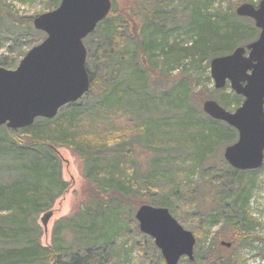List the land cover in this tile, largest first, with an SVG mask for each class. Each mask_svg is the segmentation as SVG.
I'll return each mask as SVG.
<instances>
[{
	"label": "trees",
	"instance_id": "1",
	"mask_svg": "<svg viewBox=\"0 0 264 264\" xmlns=\"http://www.w3.org/2000/svg\"><path fill=\"white\" fill-rule=\"evenodd\" d=\"M59 2L60 0H50L47 10H54ZM112 2L114 5L108 17L83 41L85 43L96 32L101 33L100 39L103 41L102 45H97L94 59H91L88 53L86 55L85 66L90 78L88 93L79 101L62 107L51 120L39 118L33 125L21 130L0 127V264L116 262L118 254L106 246L109 243L108 221L112 219L118 222V210L112 213L102 208L99 211L80 210L70 226H65V220L59 222L52 236L51 247L40 245L41 229L37 219L40 214L49 211L51 205L44 203V200L52 198L50 196L57 186L60 190H65V186L59 181L61 161L54 150L57 147L68 148L81 157L87 169L83 191L88 202L118 201L131 206L132 213L141 205L163 207L167 208L176 220L178 214L175 212V203H180L184 197H189L190 200L195 198L187 192L190 182L186 177L194 175L197 169L204 168L208 171L214 166L218 168L219 173L224 169L227 176L222 177L221 181L219 179V182L215 181L218 184L209 185L208 191L201 198L203 211L192 218L210 228L220 223V229L215 232L211 245L201 258L194 252V260L186 262L240 264L235 258L234 247L238 242L253 239L250 232L253 231L255 223L250 213V200L254 186L253 175L260 169L240 172L231 169L224 159L216 165L211 162L215 159V149L235 143L237 133L225 123L212 120L204 113L205 119H201L195 111L186 107V103L191 101L202 106L205 100L212 99V93L203 89L196 91L195 79L188 76V86L184 91L172 99V95L169 96L170 99L165 101L167 104H163L171 106V109L180 115L176 116V123L171 126L170 141L163 144L167 153L171 152V159H167V162L171 160V176L168 177L169 173H166L153 177V180L164 178L166 190L161 191L163 189L151 181L150 175L148 181L144 180L133 157L137 152L135 145L143 143L146 155L149 152L150 155L156 156L152 163L161 162L156 151L161 146L156 142V128L154 125L135 120L128 113L117 115L123 104H129L130 96H136L135 92L139 88L136 89L134 81L139 79L138 74L132 73L134 83L122 86L120 93L110 82L107 86H112L111 89L106 88L107 81L104 82L103 88L99 89L102 86L98 83L101 79L97 76L96 64L110 66L112 61L119 62V72L122 66L129 67L134 63L138 56L146 65L145 53L154 50L160 53L161 65L166 68L176 67L182 60H189L195 69L203 63L209 68L211 59L228 55L235 48L254 41L258 30L252 20L237 17L235 11L212 16L208 14L207 6L194 8L186 21H179L172 14L171 29L167 17L169 12L159 0L160 10L145 18V30L150 31L149 37L145 38L138 2L127 0L120 8L115 0ZM0 10L4 11L1 2ZM9 20L32 27V18L21 20L12 17ZM237 21L244 25L235 23ZM248 22H252L253 26L246 27L245 23ZM173 30L181 31L190 39V44L176 42L177 37L171 42H166L168 32ZM152 56L154 57V54ZM12 66L8 59H0V67L10 69ZM133 77L137 79L133 80ZM109 81L113 80L109 78ZM95 95H100V102L109 103L108 111L95 115L93 108H82L80 103ZM143 95L138 97L143 108L144 104L152 107L154 100L147 102L148 99H144ZM234 97L237 108L243 99L237 95ZM183 153L185 156L182 158L180 154ZM206 162L208 163L204 165ZM2 170H9L6 177H2ZM133 173L136 174V180L132 179ZM185 180H188V183H184ZM113 186L121 191L130 188L133 194L126 198L124 194L115 191ZM132 219L131 214L133 230L146 239L157 256L156 260L162 264L160 253L152 240L139 232ZM182 219L186 220V217ZM190 230L194 232L193 229ZM221 242L229 243L230 248H225ZM198 246L199 241L196 239L194 249ZM83 249L84 252L81 251ZM182 261L183 259L179 264Z\"/></svg>",
	"mask_w": 264,
	"mask_h": 264
},
{
	"label": "rangeland",
	"instance_id": "2",
	"mask_svg": "<svg viewBox=\"0 0 264 264\" xmlns=\"http://www.w3.org/2000/svg\"><path fill=\"white\" fill-rule=\"evenodd\" d=\"M110 1L112 5L111 8H113L114 4L112 0ZM126 1L127 0H115L119 8L122 7ZM136 1L139 4L140 22L141 25L143 24V30H145L146 16H150L160 10L159 0ZM260 1L261 0H161V4H163L166 7L165 10L169 12L167 17L169 18V25L172 29V14H174L179 21H186L194 8L207 6L208 14L214 16L223 15L225 12L229 13L230 10L235 11L236 8L242 4H250L256 7ZM0 2L4 8V11L0 10V59H8L13 65L9 70H14L25 56L22 54L25 52L27 53L31 48L40 44L44 40L45 35L42 32L36 31L33 26L30 28L25 23L19 21L12 22V20L9 19L12 17L21 20L29 18L34 19L41 14L50 12L47 10L50 0H0ZM235 23L244 25V23L238 21ZM245 24L247 25L246 27L253 26L252 22ZM168 33V41L166 42H171L173 41V38L177 37L176 42L190 44V39L185 37L181 31L176 32V30H173ZM179 33L180 35H178ZM258 33L253 39L256 40ZM100 35L101 33L98 34L96 32V34L91 38H88L85 43L83 42L86 53L91 56V59H94L93 54L96 52L97 45L103 44ZM149 35L150 31L145 30L143 37L148 38ZM249 43L250 42L247 44ZM33 44L36 45L29 48ZM153 54L154 57L152 56ZM139 57L140 56H138L137 60L134 63L132 62L129 67L122 66L119 72L117 71L120 66L119 62L113 63L112 61L110 66L96 64V69H98L97 76L101 79V82L99 81L98 83L102 86L99 87V89L103 88L104 82L106 81V88L110 87L111 89V87L114 86L119 93L121 92L122 86L127 85V83L130 82H135L136 89H140L135 92L136 96H130L129 104H123V106L120 107V110H118L119 114L117 115L121 116L124 113H128L135 118V120L137 119L139 122L151 124L150 126L154 125L156 128V142L161 144L156 151L161 162L152 163L156 156H153V154L150 155L149 152H147L148 155H146V147L143 143H140L138 146L135 145L137 147V152L133 157L135 158L134 163L139 166L138 169L141 176H144V180L148 181L150 178L148 175H150L151 181H154V184L157 187L163 189L161 191H165L164 178L153 180V177H155L156 174L163 176L166 173H169L168 177L171 176V160L167 162V159H171V152L168 151L167 153L166 146L163 144L170 141L171 126L176 123V116L180 115L179 112L171 109V106H163V104H167L165 101L170 99L169 96L171 97L172 95V99L174 96L180 95L184 91L188 86V81L186 80V77L188 76L195 79L196 91L203 89L206 92H211V100L215 101L218 105L222 108L224 107V109L229 112L236 109L235 95L230 90L229 86H226L222 90L214 89L213 81L209 77V68H206L204 63L198 69H195L190 64L189 60H182L179 62L178 66L166 68L161 65V56L159 52L152 50L149 53L147 51V53H145L147 59L146 65H144V62H141ZM102 71H104V73ZM132 73L138 74L139 79L137 81H132ZM109 78L114 82L109 81ZM134 79L137 78L133 77V80ZM108 82L112 83V86H107ZM95 91H97V89ZM213 91L215 92L213 93ZM141 94L144 99H148L147 102L154 100L152 107L148 106V104H144L146 107L144 106L145 109L143 108L140 100L138 101V97ZM99 97L100 95L98 97L95 95L91 99H84L80 104L82 108H88L89 110L93 108L94 114L100 115L104 111H108L107 106L109 103L100 102ZM186 107L195 111L201 119H205L201 109L202 106H199L195 102L188 101ZM146 108L148 109L146 110ZM225 147L215 149V159L211 161L214 165L222 163ZM54 150L61 161L59 181L65 186V190H60V187L57 186L56 189H53L52 195L50 196L52 198L49 199L48 197L44 200V203H51L49 211L52 212V217L49 219L45 230L40 222V219L45 213L38 216L37 222L41 229V237L39 240L40 245L42 247H51L52 236L55 229L59 226V222L65 220V226H70V223L75 221L76 215L80 210L83 212H86L89 209L92 211H99V209L102 208V210H106V212L109 213L118 210L120 216L118 222L112 221L111 219L108 221L109 223L107 226L109 243L106 247L112 248V250L118 254L115 264H161V262L156 260L157 256L150 248L146 239L137 234L132 228L130 215L132 214V220L136 223L134 214L137 208L132 213L131 206H126L118 201L88 202L84 198L83 191L86 184L84 177L86 176L87 169L84 167L81 157L65 147H57ZM150 151L153 152V150ZM180 155L182 158L185 156L184 153ZM207 163L208 162L204 163V165ZM3 172L4 171L2 170V173ZM8 173L9 170H6L2 177H6ZM224 176H227V174H224V169L223 172L219 173L218 168H215L214 166L208 171L204 168L197 169L194 175L191 174L186 177L190 182L187 192L192 194L190 196L195 197L194 200L188 199L189 197H184L183 201L175 203V212L178 214L177 222L189 232L192 231L190 229H193L194 232L191 233L193 234L195 241L196 239L199 241L198 248L194 249L198 258H201L202 254H205L207 248L211 245L214 239L215 232L220 229L221 224L219 223L210 228L208 225L205 226L202 222L192 218L195 214L203 211L201 210V198L208 191L209 185L214 186L218 184L219 179L221 181ZM253 177L254 186L250 200V213L254 219L255 226L253 231L250 232L253 237L252 241L247 240L246 242H238L234 247L235 258L240 264H264V168L260 169L253 175ZM132 179L136 180L135 173H133ZM228 180L229 179H227V181ZM184 183H188V180H185ZM114 187L115 186L112 188L115 191L124 194L126 198H130L133 194L131 193L130 188L121 191ZM184 216L186 217V220L182 219ZM81 251L84 252L85 249ZM186 261L187 259L183 258V261L180 264H188ZM162 264H164V261Z\"/></svg>",
	"mask_w": 264,
	"mask_h": 264
},
{
	"label": "water",
	"instance_id": "3",
	"mask_svg": "<svg viewBox=\"0 0 264 264\" xmlns=\"http://www.w3.org/2000/svg\"><path fill=\"white\" fill-rule=\"evenodd\" d=\"M111 7L110 0H61L54 10L33 19V28L45 35L44 40L14 70L0 67V127L21 130L36 119L51 120L62 107L88 93L83 41L108 17ZM235 15L252 20L259 35L228 55L211 59L209 77L215 90L229 86L243 101L229 112L209 99L202 103V111L237 133L236 142L223 152L228 166L240 172L256 171L264 161V0L256 7L238 6ZM51 217L49 211L40 219L45 230ZM134 219L139 232L153 240L164 264L194 260L193 234L167 208L141 205ZM221 245L230 248L229 243Z\"/></svg>",
	"mask_w": 264,
	"mask_h": 264
},
{
	"label": "flooded vegetation",
	"instance_id": "4",
	"mask_svg": "<svg viewBox=\"0 0 264 264\" xmlns=\"http://www.w3.org/2000/svg\"><path fill=\"white\" fill-rule=\"evenodd\" d=\"M258 35H259V33H258ZM257 39V38H256Z\"/></svg>",
	"mask_w": 264,
	"mask_h": 264
}]
</instances>
